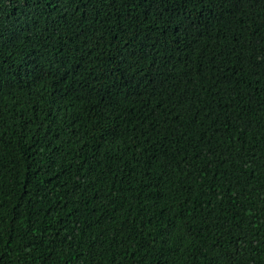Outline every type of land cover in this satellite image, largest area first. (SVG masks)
<instances>
[{
    "label": "trees",
    "instance_id": "16d2710c",
    "mask_svg": "<svg viewBox=\"0 0 264 264\" xmlns=\"http://www.w3.org/2000/svg\"><path fill=\"white\" fill-rule=\"evenodd\" d=\"M0 264H264V0H0Z\"/></svg>",
    "mask_w": 264,
    "mask_h": 264
}]
</instances>
